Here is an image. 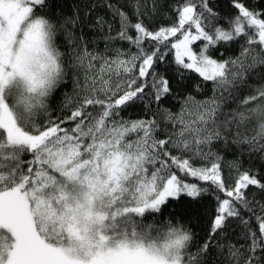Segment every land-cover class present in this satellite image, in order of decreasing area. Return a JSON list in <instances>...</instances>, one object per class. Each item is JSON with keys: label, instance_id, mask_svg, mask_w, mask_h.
<instances>
[{"label": "snow or ice", "instance_id": "obj_1", "mask_svg": "<svg viewBox=\"0 0 264 264\" xmlns=\"http://www.w3.org/2000/svg\"><path fill=\"white\" fill-rule=\"evenodd\" d=\"M54 5L0 0V264H264V85L243 95L264 67V0H232L226 27L209 0L168 13L160 0H104L111 19L87 25L99 40L84 31L96 4L83 19ZM222 42L239 54L215 58ZM187 73L211 94L180 91ZM136 105L144 115L125 118ZM206 196L203 240L191 218L165 217Z\"/></svg>", "mask_w": 264, "mask_h": 264}, {"label": "trees", "instance_id": "obj_2", "mask_svg": "<svg viewBox=\"0 0 264 264\" xmlns=\"http://www.w3.org/2000/svg\"><path fill=\"white\" fill-rule=\"evenodd\" d=\"M112 3H119L121 7H125L127 0H111ZM161 3L165 5L164 11L166 13L169 12V9L171 6L177 4L180 2V0H160ZM244 2L248 4H254L257 2V0H244ZM104 3V0H55V6H59L63 12L67 15H71L73 12V9L76 6H79L80 8V16L83 19L85 17V10L87 7L91 6L92 4H96L95 10L92 12V14L84 19V25H85V36L89 40H99L100 33L99 32H93L90 30L87 25L90 23H93L95 21L96 15H102L106 19H111V13L109 10L102 6ZM143 3V0H142ZM210 5L217 11V13L222 17V20L220 23L223 26H227V20L229 14L234 15L235 9L232 7V0H209ZM148 4L150 6L151 0H148ZM131 11L130 9H128ZM134 19V17H133ZM164 24L171 23V17L170 16H164L161 17L160 21ZM58 42L62 44V37H58ZM203 42L198 41L195 45H193L194 49L199 50V45ZM120 46V45H117ZM123 47L127 49V44H124ZM99 50L104 49V44L102 41L98 43ZM132 51H135V49H132ZM212 55L217 59H227L229 57H234L239 54L240 51V42H232V43H221L216 48L212 49ZM222 54V55H221ZM173 53L169 54V61H172L173 59ZM174 67V64L172 65ZM77 77L80 78L81 83H83V71H77L75 73ZM188 76L191 78L185 81H182L180 85L176 86L179 88L180 91H193L195 95H197L198 98L203 99L205 96H208L211 94V85L208 84L203 88L201 92H195L193 89V85L199 81V77L195 73H187ZM71 75L69 76V82L63 86L60 92H57L56 99L53 101V108H56V105L62 102V94L64 92H67L69 95L73 94V86L71 82ZM175 85V81H174ZM248 85L250 87H246L243 90V95L249 94L250 91H252L254 88L264 85V67L257 68L253 72H250L248 74ZM166 106L172 108L173 111H177L179 108V103L177 101L168 100L165 101ZM236 104L232 103L231 108H235ZM54 115H59V112H54ZM143 105H136L134 107L129 108L125 113V118H136L138 116H143ZM251 129H249V135H251ZM217 147L220 149V152L222 155L226 157V159H232L237 154V148L236 146H231L229 149L225 150L222 146L217 145ZM198 164L200 162H197ZM245 166H247V156H245ZM227 169H225V174H227ZM215 207V198L213 196H206L203 200H201L199 203H192L188 200V198H182L179 201H173L167 209H165V217H167L168 213L175 212L177 215V218L184 217L185 223L188 222V218H191V223L195 229V231L198 234V237L200 240H203L208 223L211 217L212 212L214 211ZM155 219V218H153ZM197 219L199 222H197Z\"/></svg>", "mask_w": 264, "mask_h": 264}]
</instances>
